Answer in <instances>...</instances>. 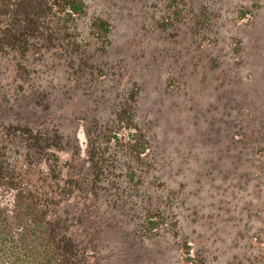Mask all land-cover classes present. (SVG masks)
Returning <instances> with one entry per match:
<instances>
[{
    "label": "rangeland",
    "instance_id": "obj_1",
    "mask_svg": "<svg viewBox=\"0 0 264 264\" xmlns=\"http://www.w3.org/2000/svg\"><path fill=\"white\" fill-rule=\"evenodd\" d=\"M82 1L83 73L53 45L0 58L5 88L38 65L62 148L13 133L25 98L0 107V205L53 194L85 264H264V0Z\"/></svg>",
    "mask_w": 264,
    "mask_h": 264
},
{
    "label": "trees",
    "instance_id": "obj_2",
    "mask_svg": "<svg viewBox=\"0 0 264 264\" xmlns=\"http://www.w3.org/2000/svg\"><path fill=\"white\" fill-rule=\"evenodd\" d=\"M83 12L82 0H0V58L6 52L41 56L43 46L53 45L64 51L70 68L73 66L74 71L83 73L87 65L85 52L83 49L75 51L72 38H67L69 25ZM18 62L13 73L18 80L16 86L5 88L0 84V107L16 108L24 98L28 102L26 110L19 113L24 123L13 125V133L19 134L39 151L51 148L50 152H54L52 148L55 147L62 149L59 147L60 132L47 126L51 109L48 110L45 99L52 90L35 86L30 91L32 97H29L25 88L38 65L31 69L28 64ZM127 112L124 109L123 114L129 119L131 115ZM25 116L30 121L35 117L37 125H26ZM2 128L3 124H0V130ZM132 134H137L136 129ZM6 141L1 137L0 178H5L7 184L16 185L20 180L4 152ZM26 198L30 201L25 205L20 203L21 198H14L13 204L0 205V264H85L84 250L77 245L68 227H63L68 218L62 214V209H54L53 203L58 201L53 194H40L34 201L28 195L24 200Z\"/></svg>",
    "mask_w": 264,
    "mask_h": 264
}]
</instances>
